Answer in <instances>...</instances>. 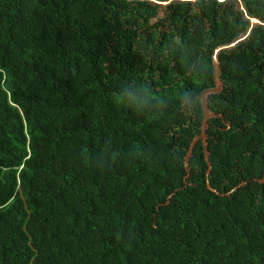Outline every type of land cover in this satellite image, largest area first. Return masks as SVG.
Segmentation results:
<instances>
[{"label": "trees", "instance_id": "obj_1", "mask_svg": "<svg viewBox=\"0 0 264 264\" xmlns=\"http://www.w3.org/2000/svg\"><path fill=\"white\" fill-rule=\"evenodd\" d=\"M0 264H264V0H0Z\"/></svg>", "mask_w": 264, "mask_h": 264}, {"label": "clouds", "instance_id": "obj_2", "mask_svg": "<svg viewBox=\"0 0 264 264\" xmlns=\"http://www.w3.org/2000/svg\"><path fill=\"white\" fill-rule=\"evenodd\" d=\"M240 5H241L242 10H244V7H243V4H242L241 1H240ZM254 20H257V19H252V20H251L252 25H257V24H254ZM257 21H259V20H257ZM261 24H262V23H261ZM203 138H205V135H203Z\"/></svg>", "mask_w": 264, "mask_h": 264}, {"label": "rangeland", "instance_id": "obj_3", "mask_svg": "<svg viewBox=\"0 0 264 264\" xmlns=\"http://www.w3.org/2000/svg\"><path fill=\"white\" fill-rule=\"evenodd\" d=\"M221 89V83H219V90ZM212 115L210 113L207 112V119L211 118Z\"/></svg>", "mask_w": 264, "mask_h": 264}, {"label": "water", "instance_id": "obj_4", "mask_svg": "<svg viewBox=\"0 0 264 264\" xmlns=\"http://www.w3.org/2000/svg\"><path fill=\"white\" fill-rule=\"evenodd\" d=\"M164 5V4H163ZM254 24H257V25H262L260 21H257V20H254ZM219 66V64H218Z\"/></svg>", "mask_w": 264, "mask_h": 264}]
</instances>
